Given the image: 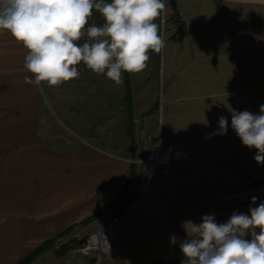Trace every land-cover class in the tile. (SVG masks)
<instances>
[{
	"label": "rangeland",
	"instance_id": "1",
	"mask_svg": "<svg viewBox=\"0 0 264 264\" xmlns=\"http://www.w3.org/2000/svg\"><path fill=\"white\" fill-rule=\"evenodd\" d=\"M171 1L166 0L162 29L165 47L160 53L149 50L143 71H122L117 85L84 65L76 79L41 85V138L53 148L89 140L127 161L130 208L142 190L141 169L130 159L145 155L159 140L190 151L192 158L175 164L172 174L154 178L128 217L125 232L144 227L151 236L141 233L150 245L141 264H181L179 244L192 228L186 222L199 224L203 215L214 214L223 223L233 212L247 213L253 196V207L264 201V164L231 127L233 110L258 114L264 104V7L177 0L174 8ZM190 75L193 79L186 78ZM221 116L228 121L224 135L215 134ZM91 218L68 233L86 227L91 234ZM65 239L48 240L40 250L61 251L73 241ZM73 244L83 248L80 241Z\"/></svg>",
	"mask_w": 264,
	"mask_h": 264
},
{
	"label": "crops",
	"instance_id": "2",
	"mask_svg": "<svg viewBox=\"0 0 264 264\" xmlns=\"http://www.w3.org/2000/svg\"><path fill=\"white\" fill-rule=\"evenodd\" d=\"M225 2L264 7V0ZM193 5L198 6L197 0ZM27 52L0 30V264H19L31 254L29 264H94L91 255L73 244L67 229L97 214L124 215L130 209L125 204L132 192L126 186L130 167L89 140L66 148L47 145L40 135L42 86L25 81L32 78L25 67ZM147 230L123 228L101 264H141V253L150 252L142 242L151 238ZM59 237L73 241L61 251L40 250Z\"/></svg>",
	"mask_w": 264,
	"mask_h": 264
},
{
	"label": "clouds",
	"instance_id": "3",
	"mask_svg": "<svg viewBox=\"0 0 264 264\" xmlns=\"http://www.w3.org/2000/svg\"><path fill=\"white\" fill-rule=\"evenodd\" d=\"M93 8L106 23L88 27L87 36L106 38L78 46ZM165 9L166 0H0V30L28 50L25 67L32 78L26 76V82L61 85L80 76L75 66L83 61L119 85L122 71H143L149 50L160 53L165 47ZM218 125L215 134H226L227 119L221 116ZM231 127L244 146L257 150L256 162L264 164V104L258 114L233 110ZM256 202L253 196L247 213L233 212L223 223L214 214L203 215L199 224L186 222L192 228L179 244L181 264H264V201L253 207ZM176 242L173 235L171 243Z\"/></svg>",
	"mask_w": 264,
	"mask_h": 264
},
{
	"label": "built area",
	"instance_id": "4",
	"mask_svg": "<svg viewBox=\"0 0 264 264\" xmlns=\"http://www.w3.org/2000/svg\"><path fill=\"white\" fill-rule=\"evenodd\" d=\"M95 24L96 26H104L105 22L98 15L95 8L92 10V15L88 18V23L85 25L83 30L85 35L76 43L78 46H82L84 42H91L95 39H105L106 37L89 38L87 36V28ZM83 61H81L77 67L80 72L84 67ZM192 158L189 150L183 147L166 145L163 141H156L150 146L145 155L136 158L135 160L130 159V162L135 163L141 169L142 177V190L133 203V206L124 214L113 217H107L104 215L95 216L92 224V233L86 235L85 230L82 228L80 232H74L72 238L80 241L83 246L81 250L87 255H91L94 258L95 264H100L103 257L111 249L112 244L116 236L126 225L128 217L131 211L140 203L141 197L150 187L154 178L157 175H169L172 167L183 161H188Z\"/></svg>",
	"mask_w": 264,
	"mask_h": 264
},
{
	"label": "trees",
	"instance_id": "5",
	"mask_svg": "<svg viewBox=\"0 0 264 264\" xmlns=\"http://www.w3.org/2000/svg\"><path fill=\"white\" fill-rule=\"evenodd\" d=\"M171 2H172L173 7L176 8L177 7V0H172ZM131 180H132V175L130 174L129 178H128V181H127V185H126L127 187H129V185L131 183ZM70 230H71V228L67 229L68 232ZM33 257H34V255H32V254L31 255H27L19 264H29L32 261Z\"/></svg>",
	"mask_w": 264,
	"mask_h": 264
}]
</instances>
